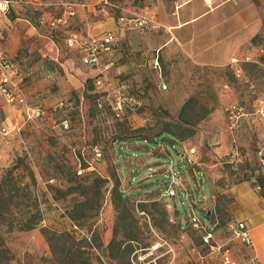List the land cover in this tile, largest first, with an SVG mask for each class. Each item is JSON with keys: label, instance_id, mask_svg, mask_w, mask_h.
<instances>
[{"label": "rangeland", "instance_id": "obj_1", "mask_svg": "<svg viewBox=\"0 0 264 264\" xmlns=\"http://www.w3.org/2000/svg\"><path fill=\"white\" fill-rule=\"evenodd\" d=\"M32 1L1 12L2 28L11 22L22 37L14 56L4 47L13 49L19 36L11 46L0 44L13 67L12 89L45 112L20 126L0 94V127L7 129L0 134V182L9 175L5 189L14 200L0 218L7 264H70L60 242L52 251L44 229L72 233L80 244L67 246L74 254L82 247L90 264H222L221 254L202 244L204 231L192 217L214 229L215 241L239 264H264L256 240L251 248L231 233L244 211L262 203L255 181L264 175V13L262 30L233 65L195 67L160 54L155 68L128 45L143 42L148 30L127 29L100 66L90 67L83 50L69 45L66 24L49 21L47 0ZM108 1L96 0L103 31L115 30L105 26L120 18H143V9L158 2ZM54 15L57 21L64 12ZM164 130L176 135L155 138ZM114 172L122 198L113 196ZM173 176L176 195L164 197ZM71 186L86 194L68 193ZM37 210L40 225L21 231V214Z\"/></svg>", "mask_w": 264, "mask_h": 264}, {"label": "crops", "instance_id": "obj_2", "mask_svg": "<svg viewBox=\"0 0 264 264\" xmlns=\"http://www.w3.org/2000/svg\"><path fill=\"white\" fill-rule=\"evenodd\" d=\"M29 1L34 4L32 0ZM46 3L51 6L49 21L53 25L55 22L63 21L66 24L64 26L68 28L69 40L74 37H94L112 31L116 36L115 47L120 31L134 30L126 23L125 18H120L118 23H109L105 26L115 30L103 31L102 10L97 9L96 0H47ZM263 5L264 0H210L209 3L204 0H158L152 7L146 6L142 13L153 22V27L148 29L143 42L131 40L128 45L143 50L141 61L151 57L150 62L157 64L155 68H158L160 54L167 57L173 55L179 60L184 58L195 67L233 65V59L239 63L240 59L236 56L244 55L245 45L262 30ZM57 9H62L64 15L63 19L56 21L54 11ZM17 21L30 24L27 18H16L15 22ZM8 26L9 29L5 30ZM12 28L11 22L8 25L5 23L4 29L2 28L0 12V44L4 39L6 46H11L13 39L19 36V41L12 46L13 49L4 47L8 56L17 54L22 40L21 34ZM38 50L43 53L42 49ZM0 51H2L1 47ZM11 108L17 114L20 126L24 125L25 109L20 106ZM260 197L262 203L257 204L255 209L251 208L252 212L244 211L241 215L242 220L238 222H245L250 228L254 242L251 248L255 246L254 240H256L259 244L257 251L264 253V198L261 195ZM243 219L255 221L253 228ZM231 256L238 262L233 250Z\"/></svg>", "mask_w": 264, "mask_h": 264}, {"label": "built area", "instance_id": "obj_3", "mask_svg": "<svg viewBox=\"0 0 264 264\" xmlns=\"http://www.w3.org/2000/svg\"><path fill=\"white\" fill-rule=\"evenodd\" d=\"M206 3H209L210 0H204ZM21 0H0V12H7L14 6L15 3H20ZM99 3L104 5L109 4L108 0H99ZM71 8L70 5H67ZM61 21V20H60ZM127 24L131 26L134 30L145 31L153 27V22L146 17L132 19L130 21H126ZM116 42V36L114 32L107 31L98 36L89 37V38H78L74 37L69 40V45L74 46L75 44L83 50L84 64L90 67H97L101 64V59L104 54L109 53L113 50V47ZM233 62L236 63L237 60L233 59ZM157 67V64L155 65ZM13 67L9 62L5 59L2 51H0V71L1 72V81H0V94L4 96L5 101L11 107L20 106L25 109L26 120L25 122L35 121L36 119L43 118L45 112L40 106H31L27 102L26 96L22 92L14 91L12 86L14 85L11 79V71ZM100 83V82H99ZM165 87V86H164ZM116 111L121 110L122 106L118 103V106L115 107ZM236 109L235 106L230 110ZM119 115V112H118ZM64 123V127L67 128L66 122ZM7 129L0 127V134L6 133ZM96 156L101 157V152L97 149ZM180 185L179 181L173 176L169 181V185L165 188L162 196H175L176 188ZM192 224L195 228H201L204 231L202 244L204 246L209 247L212 251H216L221 254L222 264H238L236 260H234L231 256V251L229 248H224L223 244H219L215 241V231L213 229L210 230L207 226L202 224L197 217H192ZM231 233L234 239L243 243L246 246H253L254 242L251 236V230L245 222H236L231 226Z\"/></svg>", "mask_w": 264, "mask_h": 264}, {"label": "trees", "instance_id": "obj_4", "mask_svg": "<svg viewBox=\"0 0 264 264\" xmlns=\"http://www.w3.org/2000/svg\"><path fill=\"white\" fill-rule=\"evenodd\" d=\"M27 102H28V100H27ZM28 104H29V102H28ZM31 106H33V105H31ZM162 134H168V135H172V136L176 135L171 130H164L163 133L157 134L155 136V138L162 135ZM135 139H137V138H133V140H135ZM140 140L149 141L148 138H140ZM7 177H9V175ZM7 177L4 178L2 180V182H0V218H2V221L5 220L6 215H7V214H5V207L9 206L14 201L13 197H10L6 193L5 187L7 185V179H8ZM113 178H114V182H115V186L113 189V196L117 197V198H122L123 194L119 188L120 187V177L116 172H114ZM8 182H11V181H8ZM255 183L261 189L260 195L264 198V175H259L256 178ZM67 192L68 193L80 192L82 195L86 194L85 190L82 187H77V186H71L70 188H68ZM93 192H94V196L98 197L99 190L95 189V190H93ZM1 206H2V209H1ZM1 211H2V213H1ZM29 214L30 213L21 214V220H19V222H18L20 225L19 229L21 231L33 230L36 227H38L42 221L40 210H37L34 215H29ZM72 219L77 220L78 217L72 216ZM44 232H45L46 239H47L49 246L52 249V251L53 250L55 251L56 244L58 242H60L63 245V248L61 247V249H62L64 254H67L64 256V259H67L70 264H90L87 260H85L83 258V255H82L83 252L81 250L82 247H78L77 250L75 251L76 253L74 254L72 246H67L68 241L76 242V238L72 233H70V232H52L49 229H44ZM76 243H77V245L80 244V242L79 243L76 242ZM76 243H74L73 245H75ZM1 255H2V260H0V263L7 264L11 258L9 256V250L4 244V238H3V236H1V233H0V256Z\"/></svg>", "mask_w": 264, "mask_h": 264}]
</instances>
